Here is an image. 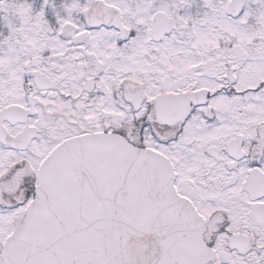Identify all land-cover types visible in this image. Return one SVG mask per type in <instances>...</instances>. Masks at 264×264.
I'll list each match as a JSON object with an SVG mask.
<instances>
[{
	"label": "snow or ice",
	"instance_id": "6c2138e0",
	"mask_svg": "<svg viewBox=\"0 0 264 264\" xmlns=\"http://www.w3.org/2000/svg\"><path fill=\"white\" fill-rule=\"evenodd\" d=\"M0 264H264V0H0Z\"/></svg>",
	"mask_w": 264,
	"mask_h": 264
}]
</instances>
